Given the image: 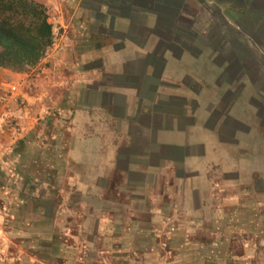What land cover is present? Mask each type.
I'll list each match as a JSON object with an SVG mask.
<instances>
[{
	"label": "crops",
	"instance_id": "1",
	"mask_svg": "<svg viewBox=\"0 0 264 264\" xmlns=\"http://www.w3.org/2000/svg\"><path fill=\"white\" fill-rule=\"evenodd\" d=\"M39 1L53 45L0 99L22 260L264 264V0ZM63 212L82 252L61 259L65 242L38 236Z\"/></svg>",
	"mask_w": 264,
	"mask_h": 264
},
{
	"label": "rangeland",
	"instance_id": "2",
	"mask_svg": "<svg viewBox=\"0 0 264 264\" xmlns=\"http://www.w3.org/2000/svg\"><path fill=\"white\" fill-rule=\"evenodd\" d=\"M246 1V0H245ZM245 34V33H244ZM257 40V39H256ZM260 40L261 43H258L259 46H262L264 48V39L261 38ZM259 40V41H260ZM246 41V40H245ZM244 41V44H245ZM261 57V55H260ZM259 62L261 63V60H259ZM4 69V68H2ZM30 71V70H28ZM26 71V72H28ZM13 73L9 72L7 73V71H2L0 70V81L1 79H8L7 84H2L0 83V86L4 87L5 90H3L4 95H2L1 101H3L4 99H13V100H17L19 98V90H20V81L17 80V78L14 76L16 73L15 71H12ZM11 87H15V89H11ZM1 89V88H0ZM20 99H22V96H20ZM25 100V99H24ZM27 101L25 100V102H21L19 100V105L20 106H26ZM1 111V110H0ZM3 114V113H2ZM262 114V112L260 111V115ZM5 118H9L5 116ZM260 119V129L259 130V140H257V142L259 143H254L255 145H259L258 149L254 148L257 153L259 158L263 159L264 162V127H262V125H264V118H259ZM258 119V121H259ZM3 124L2 127L7 129H11L12 126H15L13 122H10L8 120H3ZM2 122V121H1ZM254 131H257L256 126H253ZM255 136H257V132L255 133ZM252 139H248V141H251ZM254 140V139H253ZM254 147V146H253ZM6 169V177L7 179L3 180L5 183L6 187H11L12 186V180L9 179L11 178L10 176V163H8L5 166ZM47 179H49V181L51 182L52 185H54L55 188H57V186L60 184V182H58V176L56 175V178L52 177L51 175H48L46 177V181H48ZM19 185V190H22V185L20 183H17ZM42 184V183H41ZM15 187H17L15 185ZM7 201V205H9V208H5L3 206V204L0 207V258L3 259L2 261H0V264H32V262H25V260H22V255L24 254V256L27 253V257L30 256V252H28L26 250L25 245L28 244V242L23 243V239L20 238L22 232L18 231V227L17 224L13 223L12 217H11V213L13 212V210H11L10 208V204H11V198L6 200ZM35 205H42L43 207V201L42 200H37L34 202ZM4 207V208H3ZM50 219V220H49ZM75 215L71 214V215H66L64 212L62 214H57V217L55 216L54 218H46L44 221L45 223H47V221L52 222L53 225H50L48 227V224L45 225V228H51L49 229V231H45L44 233L41 231L40 235L38 236V238H42V237H49L52 240H62L63 242H65V248H59L58 252L55 253L56 257H58V255H60L61 259L64 255V252L66 251L67 254L70 255H75L77 253L82 252L81 249V245L79 242H76L78 239V235L79 232H81L82 228L80 227V225L76 222ZM36 220V219H35ZM11 221V222H10ZM38 221V220H36ZM34 222L35 226H38V222ZM41 224H42V220H41ZM52 226V227H51ZM31 228V227H30ZM23 237L26 238V232L23 233ZM162 251L163 253L167 256V254H170L167 250L168 247L165 245V242L162 246ZM3 262V263H2ZM55 264H67V263H63L62 260H58L55 262ZM74 264V263H72Z\"/></svg>",
	"mask_w": 264,
	"mask_h": 264
},
{
	"label": "trees",
	"instance_id": "3",
	"mask_svg": "<svg viewBox=\"0 0 264 264\" xmlns=\"http://www.w3.org/2000/svg\"><path fill=\"white\" fill-rule=\"evenodd\" d=\"M48 7L39 0H0V69L26 72L53 44Z\"/></svg>",
	"mask_w": 264,
	"mask_h": 264
},
{
	"label": "built area",
	"instance_id": "4",
	"mask_svg": "<svg viewBox=\"0 0 264 264\" xmlns=\"http://www.w3.org/2000/svg\"><path fill=\"white\" fill-rule=\"evenodd\" d=\"M52 45H53V44H52ZM11 89H13V90H14V89H15V87H11Z\"/></svg>",
	"mask_w": 264,
	"mask_h": 264
}]
</instances>
